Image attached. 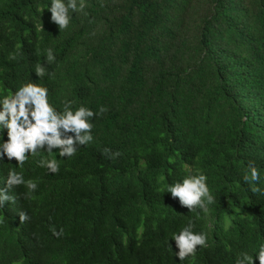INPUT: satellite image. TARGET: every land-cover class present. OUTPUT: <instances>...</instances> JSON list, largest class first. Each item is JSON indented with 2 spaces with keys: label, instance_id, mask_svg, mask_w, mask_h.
Here are the masks:
<instances>
[{
  "label": "trees",
  "instance_id": "16d2710c",
  "mask_svg": "<svg viewBox=\"0 0 264 264\" xmlns=\"http://www.w3.org/2000/svg\"><path fill=\"white\" fill-rule=\"evenodd\" d=\"M84 3L89 15L73 13L59 31L51 0H0V99L41 83L35 64L52 48L55 75L42 82L56 107L108 109L93 120L94 141L70 159L54 149L23 169L0 161V189L17 197L0 208V264H181L171 237L190 219L208 247L183 264L255 256L264 195L243 176L255 161L264 187V0ZM106 147L122 155L110 159ZM41 158L60 160L59 173L39 167ZM10 169L38 182L34 199L23 198L24 186L7 189ZM198 172L216 197L208 213L167 192ZM21 211L30 217L23 224ZM53 225L64 229L59 238Z\"/></svg>",
  "mask_w": 264,
  "mask_h": 264
},
{
  "label": "clouds",
  "instance_id": "9594fccd",
  "mask_svg": "<svg viewBox=\"0 0 264 264\" xmlns=\"http://www.w3.org/2000/svg\"><path fill=\"white\" fill-rule=\"evenodd\" d=\"M86 5L84 0H51L48 11L51 13V22L59 26V31L69 27L72 14L84 12ZM87 16L89 13L84 12ZM39 31V29H37ZM46 51V63L37 62L34 72L41 83L27 82L22 84L14 93L4 95L0 99V133L7 131V140L0 134V161L7 157L8 161L15 160L18 168L23 166L31 157L38 156L40 152H47L51 156L54 149L59 150L60 158L74 157L80 146H87L94 141L93 120L97 115H103L108 111L100 106L93 111L81 104L73 107L74 102L62 101V109H58L55 100H50L49 89L43 84L45 76L54 77L49 73L48 65L55 62L54 50L48 48ZM10 60H16L17 54L10 53ZM103 155L110 159L119 158L120 151L113 152L111 148H104ZM38 166L46 168L50 174H58L60 171V160L56 158H41L37 161ZM209 177L203 172L189 174L182 181L167 185V192L171 193L173 199H179L181 207H186L189 212L202 211L208 213L209 205L216 203V197L208 184ZM246 184L250 185L253 194L264 195V187L261 184V169L255 161H249L243 176ZM7 189L24 186L27 192L23 193L24 199H34L33 193L38 190V182L32 179H25L23 171L10 169L7 176ZM17 197L9 195L7 190L0 189V208L7 202L16 203ZM21 223L30 219L26 211L19 212ZM3 218H0L2 224ZM196 224L189 220L178 232L172 233L171 241H175L179 249L175 256L181 264L186 259H195L200 248L208 247L209 235L205 231H195ZM53 236L59 238L64 229L57 231L53 225L50 227ZM172 248L170 241H166ZM264 264V244L259 246L255 256L248 252L241 253L236 264ZM17 264H22L17 262Z\"/></svg>",
  "mask_w": 264,
  "mask_h": 264
}]
</instances>
